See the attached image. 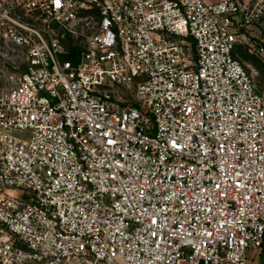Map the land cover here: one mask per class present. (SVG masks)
<instances>
[{
	"label": "built area",
	"instance_id": "obj_1",
	"mask_svg": "<svg viewBox=\"0 0 264 264\" xmlns=\"http://www.w3.org/2000/svg\"><path fill=\"white\" fill-rule=\"evenodd\" d=\"M0 41V264L264 256V0H0Z\"/></svg>",
	"mask_w": 264,
	"mask_h": 264
},
{
	"label": "rangeland",
	"instance_id": "obj_2",
	"mask_svg": "<svg viewBox=\"0 0 264 264\" xmlns=\"http://www.w3.org/2000/svg\"><path fill=\"white\" fill-rule=\"evenodd\" d=\"M69 42H72V40ZM237 52L243 57V59H246L260 70H264L260 62L254 57L248 55L242 47H238ZM24 68L22 51L10 47L0 41V92L8 91L15 86L21 73L24 71ZM258 80L264 82V77L260 76ZM251 256L252 259L250 264H260L264 258L260 251H256Z\"/></svg>",
	"mask_w": 264,
	"mask_h": 264
}]
</instances>
